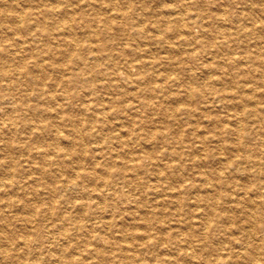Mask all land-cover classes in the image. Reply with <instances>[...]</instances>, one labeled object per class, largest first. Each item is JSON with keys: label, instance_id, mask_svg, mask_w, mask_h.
I'll list each match as a JSON object with an SVG mask.
<instances>
[{"label": "bare ground", "instance_id": "bare-ground-1", "mask_svg": "<svg viewBox=\"0 0 264 264\" xmlns=\"http://www.w3.org/2000/svg\"><path fill=\"white\" fill-rule=\"evenodd\" d=\"M177 1L151 17L112 0H0V264H264V87L237 89L220 114L208 99L168 109L172 87L202 91L172 56L197 42L193 27L217 58L197 69L241 63L217 54L228 36L215 40ZM126 14L139 48L114 52L107 35ZM254 53L263 62L264 48ZM181 114L188 133L167 131Z\"/></svg>", "mask_w": 264, "mask_h": 264}, {"label": "rangeland", "instance_id": "rangeland-1", "mask_svg": "<svg viewBox=\"0 0 264 264\" xmlns=\"http://www.w3.org/2000/svg\"><path fill=\"white\" fill-rule=\"evenodd\" d=\"M181 1H184V0H181ZM112 2H117L118 5L120 6H126V2H129L128 3L130 6L129 13L133 12V9H137L139 12H141L140 11L141 9H145L146 11L152 12L151 17H155V15L162 17L161 15L167 14L165 10L167 5H171L170 3L172 4H175L176 2L178 3L177 0H143V1L141 0H138V1L137 0H112ZM185 2L190 7L189 11H192L190 12L191 14H189L190 16L195 15L193 14V12L200 13L204 16L203 19H201V21L204 25L207 26V28L211 30L210 32L211 37L213 36L215 40L221 41L228 36L227 38L229 42L223 43V44L219 43V45L220 44L221 45L219 47V51L217 52V54L222 53L223 54L222 57H226V58L233 56L234 59H236V61L238 62L241 61V63L240 64L237 63L236 66L228 65L229 70L225 69L224 68L225 66L222 68L218 66L217 70L210 69V71H208V69L206 68L197 69L202 61H210L212 65L215 66L217 58L216 57L212 58V53L210 51L204 50L202 45H205V36L200 35V33L198 32L199 29H197V27L195 28L193 27L192 32L197 35V42H195L193 45L186 46L185 48L187 50L186 52H183L182 54L179 52H174L172 56H174V61L176 60L179 61V63L177 64L179 67L180 66L183 67L184 70L185 69L188 70L190 67L191 69H194L195 71H197L198 84L200 85V88L202 89V91L200 93L199 91L194 90L193 96L185 99L183 97H180L181 95L176 94L180 92L179 90H181L182 88L180 85H178V87L177 86L172 87V90H170L169 92L170 98L166 99L164 102L168 106V109L172 105L173 106H176V105L183 106V105L191 104L194 106H197V105L199 106L200 104H202V102H204V100L208 99L210 101L209 105L213 106V107H210L212 108V113H217L218 111V113L220 114V113L229 111L231 107V103L235 102V100L232 99L230 96L232 94H236L237 89H241V90L244 89L243 91L247 92V89L253 87L255 88L257 93L262 92L263 87H264V56H261V59L263 62H259L254 59H247L246 56L248 55L253 56L255 54L254 52L259 47L264 48V0H252V1L251 0H185ZM89 12L92 13V11H89ZM94 12L96 11H93V13ZM214 13H219L220 14L219 16H221L223 19L221 18L220 22L216 21L212 17ZM128 16L129 14H126V16L124 15L121 19L120 18L114 19L113 28L112 30L109 31L107 35V41L108 43H110L109 46L114 48L113 49L114 52H116L118 48H121L122 44L124 46H131L132 48H135V50L136 48H139V47H136L135 40L133 39L135 35H132V33L130 32L132 30L130 29V27L129 28L127 27V25L129 24L128 21L131 20L129 19ZM175 25L177 24L172 25L168 23L165 34L170 39H172L176 44H178L180 48H183L184 45H183L182 40L177 38V36L175 35V29L173 28V26L175 27ZM122 26H124L127 30H121ZM219 29L226 31L224 33L225 34L224 36L218 32ZM232 31L235 32V34H233ZM142 47L143 46H140V48ZM151 48H153L151 55L154 54L153 56H155L156 59L160 58L161 55H163V53H161L162 48L159 46V44L153 43L151 44ZM127 55H128L127 57H130L129 53ZM166 69L168 70V68ZM177 75L181 76V73L178 72ZM215 75L223 76L222 80L221 81L219 80L218 83H213L212 80L213 78H215ZM245 78H248V80L252 79V81H249L248 83H244V82H247ZM124 83L126 85L128 84L126 82ZM243 83L245 84L243 88L238 86L239 84H243ZM126 88L128 89V91L132 89H136L133 85H129V84L126 86ZM76 90L79 91L80 88L77 87ZM143 90H145V88L142 85V91H140L137 94L139 97L143 96L144 94ZM128 96H130V94H126V95L120 94L117 96L116 99L120 102L128 103L129 101L127 102L126 100ZM224 105L225 106L227 105L229 107L225 108ZM2 109H3L2 106H0V111H2ZM112 109L108 110L109 112L107 113L110 118L113 116ZM70 113L72 115H75V113L77 112L70 111ZM165 113H166L165 111L159 112L157 115L154 116V119H158V117L161 120L167 119V116L165 115ZM196 116H198V114H196ZM178 117L179 119L174 120L178 122L175 125L171 124L173 121L169 119L171 121V122H168L170 125V129L169 130L167 129V131H174V128L175 130L176 128H179L183 134L188 133L186 129L187 127L189 128V125L186 124L185 122V119H184L185 115L181 114ZM159 125L163 126L164 123H161ZM163 128L164 127H162V129ZM198 128H199L198 132H200L202 128L200 127ZM188 138H189V142L193 140V137H191V135H188ZM87 144H88L87 146L88 150H90V148L92 147H96L94 143L92 142V140H89V141L87 140ZM131 147H132V150L136 152L143 149L141 143H137L136 141H134L131 144ZM162 149L163 147H157V146L155 148L158 154H159V151ZM89 152L90 151H87V153ZM84 163L85 165L88 164L86 160L84 161ZM142 163L146 166L148 165L149 167L147 158H144L142 160ZM139 177L140 179H147L151 177V174H148V175L140 174ZM189 196H186V197H189ZM186 203L187 205L189 204L192 205V203H190L189 201H187ZM125 206H127V204H125ZM118 219H121L120 221L125 220L121 218V215L118 217ZM225 236L226 234L219 233L218 235L216 234L215 237L216 238L220 237L219 239H223L225 238ZM98 242L99 244H103L104 240L100 239ZM222 245H225L224 247L226 248H230L232 244L223 242Z\"/></svg>", "mask_w": 264, "mask_h": 264}]
</instances>
